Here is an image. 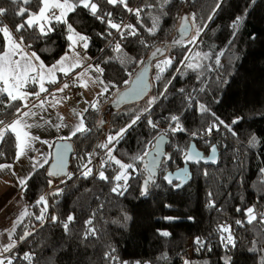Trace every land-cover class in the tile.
I'll return each instance as SVG.
<instances>
[{"label":"trees","instance_id":"16d2710c","mask_svg":"<svg viewBox=\"0 0 264 264\" xmlns=\"http://www.w3.org/2000/svg\"><path fill=\"white\" fill-rule=\"evenodd\" d=\"M38 2L33 0L27 7L36 12ZM100 4L104 12H112L114 21L136 25L138 35L128 36L125 33L126 38L121 40L119 34L112 30V35L107 36L106 24L83 8L69 14L68 22L77 32L90 37L86 52L94 65L99 63L105 69L102 77L105 83L116 84L121 92L127 87L124 81L133 79L134 74L143 67L137 63L139 60L147 61L156 47L171 44L174 38L179 37L180 17L195 13L196 23L201 27L206 23L207 28L201 33L195 47L171 48L168 53L174 58L172 66L162 74L161 80L153 82V87L142 99L116 105L112 103L115 89H110L105 102L100 98L99 110L89 109L85 122L91 131L78 133L67 141L72 145V152L66 157L65 171L73 173L72 179L62 175L48 177L47 171L53 162L50 159L49 164L39 169L22 188L25 208L32 215L16 226L13 239L17 240V247L14 252L18 255L33 253L32 264H184L185 261L188 264H224L226 257L231 258V264H261L264 259V222L259 216L264 213V0H256L254 5L250 0H224L211 21L207 17L211 14L214 0H171L163 9L167 15H161L158 0H128V6L133 9L154 5L152 16L160 17L155 35L146 31L152 27V17L146 14L149 11L147 8L141 13V26L136 17L121 6L113 8L104 4L103 0H100ZM0 7L9 9L2 23L14 35L23 34L25 45H31L28 49L35 52L46 65L55 63L68 50L63 24H53L56 30L46 38L29 39L28 32H15V26L24 20L13 15L18 6L12 5L10 0H0ZM237 16H244V20L233 36L231 24ZM101 33L104 35L101 36ZM253 36L255 39H252ZM141 40L149 47L145 48ZM117 41L121 42V53L112 50ZM3 48L4 40L0 37V50ZM189 50L211 52L213 59L201 61L204 67L198 71L185 69L181 61ZM220 51L224 55L221 65L216 66L214 58ZM117 56L121 59H117ZM105 60L108 63H104ZM128 73L133 76L130 77ZM148 74L149 78H155L152 68ZM169 80L171 84L167 98L159 99L151 113H146L128 130L115 145L113 155L125 164L132 163V157L142 154L149 141L154 142L158 134L167 131L168 121L163 117L179 115L187 131L175 135L168 133L167 153L172 159L159 169L158 186H150L147 196L140 195L145 172L142 162L137 161L138 172L128 181L127 192L117 195L111 191L112 177L118 171L115 165L104 169L109 176L108 181L98 178L105 150L97 146L104 143L106 133L100 126L101 121L109 124L104 119L108 115V133L115 135L136 112L146 107V101L151 96L159 95ZM181 88L184 89L183 93L180 92ZM188 96L194 98L191 107L186 99ZM0 99L7 102L5 97ZM15 103L19 104L20 101ZM198 103L205 104L226 124L242 117L239 123L232 125L237 136L233 137L221 127L219 133L214 132L211 137L193 138L192 132H199L213 119L209 114L198 111ZM12 111L10 108L0 109V118L6 123L10 122L15 118L11 115ZM149 115L154 123L158 122L156 129L148 126L146 117ZM252 134L259 140L256 147L248 144ZM205 140L210 143H205ZM191 142L205 155L215 144L219 161L217 166H192V181L181 191L175 192L163 180V175L183 166L182 151H187ZM89 152L96 153L90 165L93 175L84 178L79 165L82 163L81 157ZM0 153H3L0 163L15 162L14 136L6 135L4 142L0 143ZM205 170L208 173L206 176ZM49 179L52 180L51 187ZM62 180L65 182L61 183ZM56 189L63 191L58 196H48V216L55 215L57 221L36 220L35 216L39 215L36 201L41 195ZM208 193H212V196L209 197ZM209 200L215 201V207H209ZM252 206L256 208L257 219L248 223L244 209ZM237 208L241 211L237 212ZM70 214L75 219L65 231L63 222ZM89 219L96 234L85 237L88 227L85 221ZM237 220L242 223L236 224ZM222 223L232 226L235 247L225 248L221 242L216 228ZM25 230L31 231L32 235L20 241L18 238ZM158 230L168 231L171 235L161 236ZM196 237L210 243L197 251L194 243ZM113 249V255L117 257L115 261L106 256ZM18 264L28 262L21 260Z\"/></svg>","mask_w":264,"mask_h":264},{"label":"snow or ice","instance_id":"6c2138e0","mask_svg":"<svg viewBox=\"0 0 264 264\" xmlns=\"http://www.w3.org/2000/svg\"><path fill=\"white\" fill-rule=\"evenodd\" d=\"M33 0H10L12 5H17L18 7L13 11V15L18 17H23V22L15 26L16 33H29V39H41L48 37L51 33L55 32L53 24H63L66 29V40L68 41V52L61 56L54 64L50 67L45 65L43 60L35 52H28L26 48H30L31 45H25V36L23 34L16 36L9 29L6 24L2 23V18L9 11L5 7H0V37L4 40V48L0 50V97H5V99H0V109L10 108L12 109L11 115H14V119L6 123L4 119L0 118V142H4L6 135L11 134L15 138V160L19 162L21 158H26L29 160L31 168L28 173L22 177H18L19 184L22 187H26L28 181L32 176L39 170L49 164L51 159L53 162L49 166L47 171L48 177L55 176H65L67 179H72L73 173L65 171L66 157L69 152H72V145L67 141H70L73 137L77 136L78 133L84 134L90 132L85 122L82 113H76L79 117V122L71 127L69 134L67 136H57L54 141L42 140L39 136H34L31 133L33 127H51L54 128L57 132L60 131L62 127H68L63 124V117L57 118V122L53 123L51 119H46L44 113L48 111L49 107H55L62 100L67 99V97L61 96L57 98L58 93H64L66 89L69 88V83L64 82L61 87L57 88L54 92H49V89L45 86L47 84H57L58 78L57 73H62L64 77H68L71 72L76 68H82L83 70L76 74L73 78V85L87 88L89 80L93 84H99L101 87L100 92L97 94V99L90 104V107L94 110H99L100 98L106 96L109 93L110 89H115V97L112 100L113 104L120 105L127 103L129 101L142 99L146 96L149 90L153 87L149 83L145 74L149 71L150 68L155 67L157 72L155 80H161L162 74L172 66L174 58L172 56L166 55L171 48L175 46H182L187 48L189 45L196 46L197 40L199 39L201 33L207 28L205 23L202 27L196 23V15L192 13L191 15H184L180 17V27L178 29L179 37L174 38L171 44H164L162 47H156L151 51L149 59L139 60L137 63L143 67L135 75L134 79L125 80L124 84L127 86L125 91L121 92L120 89L114 83H105L103 80V74L105 69L100 66L99 63L93 65L88 63L85 65L86 60H90L91 57L83 56L81 57L80 52H77L76 49L80 48L86 52L90 45V37L83 35L76 31L71 23L68 22V16L71 13L76 12L78 8H83L87 10L91 16L95 17L99 22L106 24L107 36L112 35V30H115L121 40L125 37V33L128 36H137L138 30L137 26L133 24H123L122 22H116L112 19V12H104L101 8L100 0H39L38 2V11L33 12L27 6L30 5ZM251 4H255L256 0H250ZM103 3L110 5L113 8H116L118 5L121 6L127 13L132 14L136 17L137 23L142 25L141 13L145 12V8L149 11L146 13L148 16L152 17V27L147 28L146 31L155 35L159 24L160 17L152 16L151 9L154 7L152 4H147L141 7H136L133 9L128 6V0H103ZM171 3V0H158V5L161 15H167L163 9ZM224 0H214V5L211 11V14L208 15L207 19L211 21L213 16L220 10ZM244 16H237L231 24L233 29V36L239 30V27L243 23ZM194 31V35H190ZM101 36L104 34L101 33ZM252 39H255L253 36ZM111 44V41H109ZM140 43L144 45L145 48L149 47L145 41L141 40ZM113 52L121 53L122 45L120 41H117L113 47ZM224 55L223 51H220L216 54L214 58V64L216 66L221 65V57ZM121 59L120 56L116 57ZM109 59H112L111 57ZM212 53L206 52L201 53L199 51L193 52L189 50L188 55L183 57L181 64L185 69H191L193 71H198L204 67L201 61L212 60ZM155 61V64L152 62ZM123 62V61H122ZM104 63H108V60H105ZM211 67V65H208ZM180 69H177L179 71ZM89 73L97 74L95 78L91 77ZM130 77L133 76L132 73H128ZM88 77V79H85ZM171 81L169 80L164 84L163 90L159 95L151 96L146 101V107L136 112L135 115L131 118L130 122L115 132V135L109 134L104 143L99 144V147L104 151V158L101 160L99 169H98V178L102 181H108L109 176L105 173V167H112L115 165L118 169L115 175L112 177L113 187L111 191L117 195H124L128 190V181L132 178L134 174L138 172L136 167V162H142L143 171L147 173L146 178L143 179L140 195L147 196L149 194L150 186L156 185V174L157 171L161 168L163 164L172 159V156L162 150V145L167 142V136L170 132L172 135L177 133H184L187 130L184 128L181 123V117L179 115H170L163 117L168 121V129L164 133L158 134L154 138V142L149 141L142 154L132 157V163H123L120 159H117L113 155L115 151V145L120 142L124 135L131 129L137 122L144 116L146 113L150 114L153 106L161 98H167L166 94L168 93L169 85ZM29 85H36L37 89L33 92H28L25 89ZM203 89H201L202 91ZM180 92L183 93L184 89L181 88ZM47 93L52 97V100L49 101L48 97L45 96L41 99V95ZM30 97H34L38 103H33L29 105L28 100ZM189 107H191V101L194 99L191 96L186 97ZM20 101L19 104L15 102ZM218 102V101H217ZM27 109V110H25ZM75 111V110H74ZM85 112L88 111V108L84 109ZM198 111L201 114H209L213 119L199 132H192L191 135L193 138L204 139L205 137H211L214 132L219 133L221 127L227 129V131L233 136L236 137L237 133L233 130L232 125L239 123L242 117H237L232 120L231 124H226L222 119H220L214 112L211 111L203 103H198ZM39 116L40 120L37 121L36 117ZM31 121V122H30ZM146 122L149 127L156 129L158 127V122L154 123L150 118V115L146 117ZM101 123H104L101 121ZM41 143L48 146L49 149H54L48 153H40L38 149L34 147L35 143ZM205 143H210L209 140H205ZM250 147H256L259 144V140L252 134L248 140ZM111 146V147H110ZM195 146L190 145L187 151H182L184 158L185 167L180 169L178 172L172 173L167 172L163 175L164 181L167 184L171 185L174 188H180L183 186V183L187 182L191 178V174L188 171L187 165L189 163H200L202 160L205 163L215 162L217 155V148L215 144L211 145V155L208 157L203 156L202 153L194 150ZM33 152L37 153L35 156H29L28 153ZM74 154V153H73ZM3 153H0L2 156ZM96 153L89 152L86 156L81 157L82 163L79 165V170L81 176L88 178L93 175L92 165L93 159ZM13 165L11 164H2L0 163V171L5 169L11 171ZM129 169L132 171L129 172ZM15 175V172H12ZM204 175H208L207 171H204ZM173 180L179 181L180 183H173ZM65 181L62 180L61 183ZM48 184L51 187L52 180H48ZM63 189H56L53 192L48 193L47 195H41L36 201L35 206L39 208V215L35 216V219L38 221H45V219H51L52 222H56L58 217L55 215L48 216V196H58ZM209 197L212 196V193H208ZM209 207H215V201L209 200ZM237 212L241 211L240 208L236 209ZM244 214L247 218L248 223H252L257 219V211L254 206L246 207L244 209ZM29 215L27 208L21 213L20 217L16 221V225H19L23 222V219ZM260 220L264 222V213H260ZM75 219L74 215H68L66 221L63 222V227L65 231L69 229L70 223ZM172 219V218H167ZM191 219V218H190ZM242 221L237 220L236 224H241ZM87 230L85 232V237L94 236L96 234V229L91 227L92 220L89 219L85 221ZM16 227L14 226L11 231L8 232V241L5 244H0V264H18L19 261H27L28 264H32L34 260V254L31 252H24L22 255H18L14 252V249L17 247V240L13 239ZM159 231V230H158ZM216 231L220 235V240L223 243L225 248L229 246L235 247V237L232 233V226L227 223L219 224L216 228ZM32 235L31 231L25 230L19 236V240H26L29 236ZM159 235L164 237H169L171 235L168 231H159ZM194 243L197 245V251L205 248L210 241H205L200 237H196ZM210 250V248H209ZM255 251L256 249L253 248ZM115 249L112 252L106 253V256L110 260H117V257L113 255ZM138 264V262H137ZM184 264H188V261H185ZM224 264H231V258L226 257ZM261 264H264V259H262Z\"/></svg>","mask_w":264,"mask_h":264},{"label":"crops","instance_id":"0c3cea01","mask_svg":"<svg viewBox=\"0 0 264 264\" xmlns=\"http://www.w3.org/2000/svg\"><path fill=\"white\" fill-rule=\"evenodd\" d=\"M28 52L30 51L28 48H26ZM91 63L93 64V59L87 60V64ZM86 64V65H87ZM94 65V64H93ZM79 70H83L82 68H76L72 73L76 74L79 72ZM81 72V71H80ZM70 73V74H72ZM97 74L93 73L90 75L91 77L95 78ZM60 76V74H58ZM87 77H85L86 79ZM99 85V84H98ZM30 86V85H29ZM49 92L53 91V84H47ZM100 86V85H99ZM80 87L78 86L77 89ZM37 89L36 85H32L29 88H26L25 90L28 92H33ZM80 90H78L79 92ZM78 92L76 91V95L71 100L64 99L59 104H57L54 108L49 107L48 111L44 113V117L46 119H51L53 123L57 122V118L63 117V124L67 125L68 127H62L59 132H57L54 128L51 127H33L31 129V133L34 136H39L42 140H49L54 141L57 136H67L69 134V130L71 127H74L79 122V117L76 115V113H82L83 117L85 116V111L82 104V98L78 96ZM98 94V93H97ZM96 95V93H95ZM45 96L48 97V100L51 101L52 97L49 96L47 93L41 95V99H43ZM62 95L60 93L57 94V98L59 99ZM29 105L33 103H38V101L35 100L34 97H30L28 100ZM27 110V109H25ZM75 110V111H74ZM36 120L39 121L40 117L37 116ZM31 122V121H30ZM85 122V118H84ZM86 123V122H85ZM1 143V142H0ZM34 147L39 150L40 153H48L50 151H54V149H49L47 145L41 144V143H35ZM29 156H35L37 153L29 152ZM50 161V160H49ZM13 168L11 171L5 169L3 171H0V201L1 199L6 196L12 189L15 187L18 188V190H21L23 187L19 184L18 177H22L26 175L31 168V165L29 163V160L26 158H21L19 162L15 160L13 164ZM15 172V175L12 174V172Z\"/></svg>","mask_w":264,"mask_h":264},{"label":"rangeland","instance_id":"374dc122","mask_svg":"<svg viewBox=\"0 0 264 264\" xmlns=\"http://www.w3.org/2000/svg\"><path fill=\"white\" fill-rule=\"evenodd\" d=\"M191 35H194V31L192 32ZM76 51L80 52L81 57H83V56L90 57L87 52L83 51L80 48H77ZM66 52H68V50ZM166 55H169V53H166ZM86 64H87V60L85 61V65ZM153 64H155V61L153 62ZM51 65H47V66L50 67ZM80 71H82V70H79V72ZM152 71H153V74H154L153 76L155 77L156 76V72H157L156 68L152 67ZM58 74H60V76H58ZM76 74L72 73L70 75L76 76ZM92 74L93 73H89V75H92ZM136 74H134L133 79H134ZM145 76H146L147 81L149 83H152V85H153V82L155 83V78H152V79L149 78L148 72L146 73ZM57 78H58V84H53V86H54L53 89L54 90H56L57 88L61 87V86H58V85L62 82V80L65 77L63 76L62 73L58 72L57 73ZM86 79H88V77ZM150 80H151V82H150ZM30 86H32V85H30ZM30 86H28L27 88H29ZM47 88H48V86H47ZM77 88H78V86L76 87V90H75V93H73V96L72 97H68L67 99L71 100L72 98H74L75 95H76V91L78 92V90H80L78 92V96L83 99L82 100L83 108L84 109L88 108V111L84 113L85 116H86V113H88L89 109L91 108L90 104H92L97 99V93L100 92L101 87L98 84H93L91 82V80H89V84H88L87 88H84V87H80L79 89H77ZM95 93H96V95H95ZM60 95H62L64 97L63 93H60ZM106 99H107L106 97L101 98V100L104 101V102L106 101ZM133 101H136V100H133ZM129 102H131V101H129ZM85 116H84V118H85ZM104 119L109 121V124L108 123H106V124L105 123H101L100 124V126L103 127V129L106 132L104 137H103V141L105 142L107 136L109 135L108 132L110 131V120H109L108 115ZM131 171L132 170L129 169V172H131ZM58 183L59 182H56L55 184H58ZM23 191L24 190H22V189L18 190V188L15 187L6 196H4L1 199V201H0V244H5V243L9 242L8 241V232L11 231L14 226L15 227L17 226L16 225L17 219L20 217L21 213L26 209L25 205H24V202H23Z\"/></svg>","mask_w":264,"mask_h":264},{"label":"water","instance_id":"95a60500","mask_svg":"<svg viewBox=\"0 0 264 264\" xmlns=\"http://www.w3.org/2000/svg\"><path fill=\"white\" fill-rule=\"evenodd\" d=\"M146 80H147V79H146ZM168 143H169V140H168V138H167V142H166L165 144L162 145V150L165 151V152H167V144H168ZM190 145H194V146H195L194 150H195V151H198V152H200V153H202L203 156H205V157H208V156L211 155V151H209V154H208V155H205L203 151H201V150L198 149L197 145H196L194 142H191ZM190 145H189V146H190ZM210 149H211V148H210ZM169 161H170V160H169ZM169 161H167V162H169ZM218 161H219V151H218V149H217V155H216V158H215V162H208V163H205V162L202 160V161H201L200 163H198V164H196V163H189V164L187 165L188 171H189L190 174H191V178H190L187 182L183 183V186H182V187H180V188H174V187H172L171 185L167 184L166 181H165V182H166V184H167L168 186H170L175 192L181 191V190L184 189V188H185V187H186V186L192 181V179H193V173L191 172V167H192V166H200V165H204V166H217ZM182 163H183V166H182V167H180V168H178V169H176V170H173V171H168V172H172V173L178 172L180 169H182V168L185 167V164H184V158L182 159ZM166 173H167V172H166ZM166 173H165V174H166ZM158 175H159V170L157 171V174H156V181H157V177H158ZM163 180H164V179H163ZM173 183L175 184V183H180V182H179V181H176V180H173Z\"/></svg>","mask_w":264,"mask_h":264},{"label":"built area","instance_id":"2783aa9c","mask_svg":"<svg viewBox=\"0 0 264 264\" xmlns=\"http://www.w3.org/2000/svg\"><path fill=\"white\" fill-rule=\"evenodd\" d=\"M75 76L74 75H70V76H68V77H65L63 80H62V82L58 85V86H62V84L64 83V82H68L69 83V88L68 89H66L65 91H64V97H72L73 96V93H75V90H76V87L77 86H74L73 85V83H72V81H73V78H74ZM53 91H54V89H53Z\"/></svg>","mask_w":264,"mask_h":264},{"label":"flooded vegetation","instance_id":"af4514ba","mask_svg":"<svg viewBox=\"0 0 264 264\" xmlns=\"http://www.w3.org/2000/svg\"><path fill=\"white\" fill-rule=\"evenodd\" d=\"M146 175H147V173L145 172V178H146Z\"/></svg>","mask_w":264,"mask_h":264}]
</instances>
